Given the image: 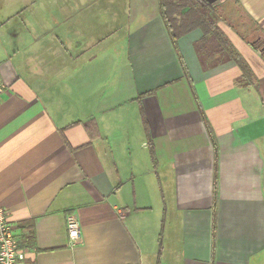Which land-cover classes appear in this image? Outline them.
Here are the masks:
<instances>
[{"label": "crops", "instance_id": "1", "mask_svg": "<svg viewBox=\"0 0 264 264\" xmlns=\"http://www.w3.org/2000/svg\"><path fill=\"white\" fill-rule=\"evenodd\" d=\"M231 3L249 79L199 62V31L176 53L159 0H0V209L28 264H264V0Z\"/></svg>", "mask_w": 264, "mask_h": 264}, {"label": "trees", "instance_id": "2", "mask_svg": "<svg viewBox=\"0 0 264 264\" xmlns=\"http://www.w3.org/2000/svg\"><path fill=\"white\" fill-rule=\"evenodd\" d=\"M159 13L176 53V45L181 37L199 31L201 37L193 44V50L199 62L214 64L221 61H232L240 71L242 78L251 77L248 65L219 27L220 13L215 8L201 7L196 0H159ZM148 146L151 162L155 168L154 151L151 144ZM32 241L33 237L30 232L28 236L18 238L20 247L29 248Z\"/></svg>", "mask_w": 264, "mask_h": 264}, {"label": "built area", "instance_id": "3", "mask_svg": "<svg viewBox=\"0 0 264 264\" xmlns=\"http://www.w3.org/2000/svg\"><path fill=\"white\" fill-rule=\"evenodd\" d=\"M5 86L0 82V96L4 92ZM69 245L72 247L80 240V227L76 217L72 214L65 218ZM30 248L20 247L15 241L13 228L6 218V213L0 209V264H28L27 258Z\"/></svg>", "mask_w": 264, "mask_h": 264}, {"label": "rangeland", "instance_id": "4", "mask_svg": "<svg viewBox=\"0 0 264 264\" xmlns=\"http://www.w3.org/2000/svg\"><path fill=\"white\" fill-rule=\"evenodd\" d=\"M232 0H196V2L201 6V7H207V9H212L215 8L217 12L220 13V21L219 27L223 30V32L228 31L229 28L232 29L233 31L237 32L241 35L243 34L241 31H239L237 28H232L231 24L227 21L225 14H227L225 11L230 12V11H235V7L231 3ZM224 5V6H223ZM222 20V21H221ZM242 37V36H241ZM154 202V201H152ZM156 204V205H155ZM155 205V209H159V201L156 200V203H153Z\"/></svg>", "mask_w": 264, "mask_h": 264}, {"label": "flooded vegetation", "instance_id": "5", "mask_svg": "<svg viewBox=\"0 0 264 264\" xmlns=\"http://www.w3.org/2000/svg\"><path fill=\"white\" fill-rule=\"evenodd\" d=\"M260 47H262V44L260 45ZM263 52H264V49H263Z\"/></svg>", "mask_w": 264, "mask_h": 264}, {"label": "water", "instance_id": "6", "mask_svg": "<svg viewBox=\"0 0 264 264\" xmlns=\"http://www.w3.org/2000/svg\"><path fill=\"white\" fill-rule=\"evenodd\" d=\"M205 1H207V0H205Z\"/></svg>", "mask_w": 264, "mask_h": 264}]
</instances>
